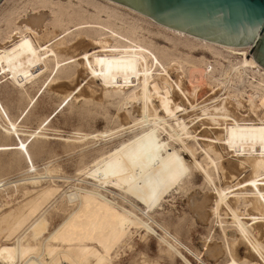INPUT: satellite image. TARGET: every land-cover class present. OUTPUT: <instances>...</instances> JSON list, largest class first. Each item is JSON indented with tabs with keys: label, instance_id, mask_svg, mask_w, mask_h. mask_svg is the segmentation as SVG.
I'll return each instance as SVG.
<instances>
[{
	"label": "bare ground",
	"instance_id": "1",
	"mask_svg": "<svg viewBox=\"0 0 264 264\" xmlns=\"http://www.w3.org/2000/svg\"><path fill=\"white\" fill-rule=\"evenodd\" d=\"M77 1L79 4H76L74 0H65L64 4L58 1L54 4L52 0H40L36 4L39 7L35 8L39 10L24 14L18 19L16 27L10 30L7 37L5 36V41L9 43V46L6 47L5 42L0 46V75L6 74L11 82L13 81L21 88L26 83L31 84L30 82L45 73L49 69V63L53 64L52 74L83 68L94 81L100 82L107 95L115 96L121 102L128 101L133 104L135 102L132 101H137L143 106L144 111L147 109V114L141 115L140 122L148 124L150 128L108 155L96 159L97 162L88 172L95 181L91 184L93 189H77L76 193L66 196L67 198L70 196L68 199L70 203L78 201V207L70 213L71 215L69 214V218L67 217L48 234L40 247L26 243L31 229L47 212L39 213L40 215L31 221V216L38 214L41 207L36 208L17 229L12 231L13 243L0 247V264H68L69 261L68 263L58 262L53 254L58 252L63 255L71 250V253L76 252V255L85 251L91 257L93 255V259L97 258V261H100L102 257L98 255L97 250L93 246L83 245L82 242L96 240L99 235L103 234L104 236L100 238L114 237L113 241H118L127 236L133 228L142 229L147 235L155 236L161 246L167 248L175 257H179L182 263L190 264L178 249L181 243L147 215V212L160 205L163 196L169 192L170 186L173 191L174 188L181 186L186 164L182 153L189 151L192 155L195 154L189 147V141H193L201 149V161L192 162L206 181L212 182L215 172H221L224 176L229 175L228 178L233 175L231 182L234 176L239 177L243 173L248 175L244 178L240 176L243 181L235 186L230 183V186L225 185L226 187L222 186L223 188L215 187L214 197H212L214 207L209 208H214L212 210L214 216L218 215L220 210L226 214H222L223 217L229 216L230 219L227 217L229 224L226 228L228 233L224 231V237L225 239L230 238L233 242L231 252L237 255L234 244L239 241L242 244L240 246L243 247L244 242L251 248L250 252L257 255L256 257L264 264V243L262 241L264 239V68L249 55L250 48L226 47L198 39L161 26L146 16L110 0ZM47 4L53 5L54 8L49 7L51 9L45 10ZM83 4L93 6L95 14L90 13L87 7L86 10L83 9ZM128 18L132 21H128ZM139 23L154 27L156 34L171 38L172 51L166 48L161 49L151 39L146 38L143 34L145 29L139 27ZM48 27L52 29V33L46 38L47 40L44 39L45 42L44 40L43 43L39 42L42 39L40 33L47 32ZM59 30L61 32L57 33ZM72 42L83 52L78 54V51L76 57L61 59V52L69 49ZM182 43L206 48L216 56L222 57L220 54H225L230 57L231 60L228 59L227 62L231 66L232 76L240 80L247 74H251L252 79H256L255 92L248 95L243 92L239 95H230L227 91L228 94L219 98L208 97L211 94L208 93L206 98L202 99L206 91L215 90L216 85L213 86V83L219 80L212 75L211 66L203 64L205 61L196 62L178 58L173 50ZM88 47L91 48L90 51L86 50ZM247 56L249 57L246 59ZM72 93L71 95H74ZM69 98L71 97H65L63 102ZM31 102L34 103L33 100ZM244 105H248L249 110L243 114L240 108L244 109ZM158 108L163 113L162 117L157 115ZM187 110L189 115H180ZM27 111H29V106L19 119L23 118ZM0 115L7 122L5 133L12 134L17 139L14 146H0V152L9 150L20 152L27 163V172L35 173L36 169L32 164L28 146L39 135V130L23 141L19 138L16 123L10 120L1 103ZM52 117L53 115L47 117L39 129L48 126ZM167 120H172V125H166ZM156 124L159 126L155 127ZM198 128H201L200 132ZM162 133L167 136L166 141L162 139ZM183 140H187L188 143L180 145ZM178 143L180 146L177 148ZM219 149L223 150L222 154L226 151L232 152L235 159L223 161V163L222 155L217 151ZM39 178L32 177L28 180L36 181ZM15 183L17 184V182H10L9 185L0 184V188H4L5 185L13 186ZM19 183H21L20 180ZM107 185H110V188L114 186L116 189H121L120 192L133 194L145 205L146 211H142L128 200L127 203H130L131 210L118 206L115 203L117 200H109L115 191L106 190ZM100 190L111 194V198L107 199L100 193ZM55 191L59 192V189H49L40 195L45 200L57 201L54 199ZM195 194L190 201L192 213L205 219L206 213L202 211V204L206 205L210 202L211 197L208 200L205 195H203L204 198ZM122 195L120 194V198L125 200ZM218 216L219 219L221 216ZM154 228L160 229L163 235L158 234ZM108 241L109 239L106 243ZM93 244L97 247L103 245L102 242ZM113 244L115 243L111 242L109 246ZM218 246L204 248L205 256L214 258L219 255L222 251L220 252L221 248ZM41 249L45 251L44 261L37 254ZM250 252L249 257L256 259ZM248 254L245 255L247 258ZM234 259H230L231 264H254L253 262L239 263Z\"/></svg>",
	"mask_w": 264,
	"mask_h": 264
},
{
	"label": "rangeland",
	"instance_id": "2",
	"mask_svg": "<svg viewBox=\"0 0 264 264\" xmlns=\"http://www.w3.org/2000/svg\"><path fill=\"white\" fill-rule=\"evenodd\" d=\"M39 1L40 0H2L0 3V46L3 45L4 42L6 47L9 46V43L5 41V36L7 37L10 30L16 27L17 20L24 14L39 10L35 9L39 7L36 5ZM52 1L54 4H57L58 1H62L63 4L65 3V0ZM74 1L76 4H79L77 0ZM47 6L45 10L54 8V6L50 4H47ZM82 7L83 9L87 7L86 9L90 13L95 14V8H93V6H86L83 4ZM128 21L132 20L128 18ZM138 26L145 29L143 32L144 36L151 39L159 48H166L172 51L171 38H165L163 35L156 34L157 31L154 27L142 23H139ZM60 32V30L57 31V33ZM51 33L52 29L48 27L47 32L44 31L42 34L40 33V38L42 39H37L39 42L43 43V40H47L46 38L50 36L49 34ZM73 42L71 43L73 47L70 45L69 49H65V51L63 50L61 52V59L76 57L83 52L81 48V51L79 48H76ZM88 48L86 50L90 51L91 48ZM72 49L74 50L72 51ZM173 51L178 58H186L187 60L190 59L196 62L205 61L203 64H208V66H211L213 69L212 75L217 78L219 82L213 83V86L216 85V87H214L215 90L213 89V92L206 91L202 99L206 98L208 93H211L208 97L214 96L219 98L222 96L224 97L227 91L230 95H239L242 92L248 95L254 93L256 90V79H252L251 74H247L240 80L232 76L233 72H231V66L227 62L230 57L225 54H220L222 57L216 56L206 48L186 43L178 44ZM62 54L66 56L64 57ZM219 64L221 66H219ZM48 66L49 69L43 73L44 75H40L36 80L30 82L31 84L26 83L21 88L16 86L13 81L11 82L6 74L0 75V103L4 109H6L10 120L16 123L15 125L19 138L24 141L35 131L39 130V135H37L28 146L32 164L36 169L35 173L27 172V163L20 152L15 150L0 152V184L17 182V184L15 183V185H13L14 187L12 185V187L8 186V184L5 185L4 188H0V247L11 245L13 243L12 231L17 229L36 208L41 207L38 214L31 216V221L35 220L42 212H47L31 229L26 240L28 245H37L40 247L48 234L66 220L67 217L69 218L71 215L70 213H73L78 207V201H71V203L73 202L71 204L69 202L70 200H68L70 196L68 198L66 196L76 193L77 189H93L91 184H94L95 181L88 172L93 168L95 162H97L99 158L101 159L119 148L122 144L134 140L136 137L140 136L143 131H147L150 128L148 124L140 122L141 115L144 113L147 114V109L144 111L143 106L140 105L139 102V104L137 101H132L135 102L133 104L128 103V101H124V103L119 101L115 96L107 95L102 89L100 82L98 80L94 81L83 68L79 67L78 69H74V71L69 69V71L66 70L63 73L59 72L52 74L53 64L49 63ZM88 77L90 79H88ZM256 78L258 79L257 75ZM77 88H79V90H77ZM71 93L74 95H71ZM68 96L71 97L67 99L69 101L66 100L67 102H63L65 97ZM32 100L34 103L31 102ZM198 102H200V100ZM30 103L32 104L30 105ZM40 104L42 106H40ZM126 104L129 107L125 106ZM28 106L29 111H27L23 118L19 119ZM244 106V109L240 108L243 114L249 110L247 108L249 107L248 105ZM157 110V115L162 117L163 113L161 110L159 108ZM260 110L261 113H263V110ZM260 110L258 111L259 113ZM188 113L189 111L187 110L180 113V115L186 116L189 115ZM51 115H53V117L49 125L39 129L42 122ZM165 124L172 125V120H167ZM157 126H159V124H156L155 127ZM6 127L7 122L0 115V146H14L17 143V139L12 134L8 135L5 133ZM197 130L200 132L201 128ZM161 137L166 141L167 136L165 133H162ZM186 142L188 143L187 140H183L180 145H186ZM180 145L178 143L176 147L178 148ZM189 147L193 154H195L192 155L187 149L188 153H182V157L186 161V164L184 165L185 175L182 177L181 186L174 188V191L170 186L169 192L163 196L160 205L150 211L148 210L149 212H147V215L166 230L170 236L177 239V241L181 243V246L183 245V248L179 246L178 249L183 256L185 255L184 257L190 264H229V262L231 264L233 258L239 263L253 262L254 264H263V261L256 257L257 255L255 256L252 251L250 252L251 248L244 242L243 247L240 246L242 244L239 241L234 244L238 258L237 255L231 252L233 246L231 243L233 242L230 238L227 237L225 239L224 237V231L228 233L226 228L228 227L227 225L229 224L230 218L229 216L223 217L222 214L225 213L222 210L219 211V216L215 215V217L212 213L214 208H209L214 207V202H212L214 198L212 197H214L215 187L223 188L230 183H232L230 185L235 186L237 183L243 181L244 176L247 177L248 175L246 176V174L243 173L239 175V177L234 176V180L231 182L230 180H232L233 175L228 178L229 175L224 176L221 172H215V175L212 177L213 181L208 182L192 162L195 160L201 161L202 152L200 147L195 145L193 141H189ZM217 151L222 155V162L235 159L234 154L230 151H226V153L229 152L227 154L229 157L226 153L222 154L223 150L219 149ZM221 174L224 177L223 179L225 181L227 180L226 182L222 179ZM240 176L243 178H240ZM32 177L40 178L36 181L28 180ZM19 180L21 183H19ZM206 182L208 183L206 184ZM208 184L211 185L208 186ZM107 186L109 188H107ZM107 186L106 190L109 189L110 192L115 191L113 197L108 192L106 193L105 190H100V193L106 196L107 199L112 196L109 200H117L118 203L117 201L115 203L118 204V206L131 210L130 203H132L142 209V211H146L145 205L136 199L133 194H126L124 191L120 192L122 190L116 189L114 186H111L112 188H110V185ZM49 189H59V192L55 191V193H57H54V199H57V201L45 200V198L40 195ZM195 193L201 196L205 195L208 200L211 197L209 200L210 202L206 205L202 204V211L206 213L205 219L204 217L192 213L193 209L192 206H190V201L192 200L191 197L196 195ZM120 194H123L122 196L125 200L120 198ZM205 196L203 197L205 198ZM121 199H123V201H121ZM127 200L130 203H127ZM139 216L141 215L139 214ZM217 216L221 217L218 219ZM154 229L158 234L163 235L160 229ZM102 236H104V234L99 235L96 240L82 242L83 245L89 247L93 246L97 250L98 255L102 257L100 261H97V258L93 259L94 256L92 255L91 257V255L85 253V251L78 253L80 256H77L78 254L76 255V252L71 253L72 250L63 255L58 252L53 255L56 256L58 262L69 261V263L67 262L68 264H186L182 263L183 261H181L179 257L172 255L167 248L161 246L155 236L147 235L142 229L133 228L127 236L118 241H113L114 237L100 238ZM107 239H109V241L106 243ZM262 241L264 243V239H262ZM100 242H102L103 245H99V247L93 244H99ZM111 242L115 244L109 246ZM212 243H214V245ZM212 246L221 248L220 252H222L216 256L217 258L205 256L204 248ZM249 252L252 253L256 259L249 257ZM37 254L40 256L41 260L44 261L46 258L45 251L43 252L41 249ZM247 254L248 258L251 259L246 257Z\"/></svg>",
	"mask_w": 264,
	"mask_h": 264
},
{
	"label": "water",
	"instance_id": "3",
	"mask_svg": "<svg viewBox=\"0 0 264 264\" xmlns=\"http://www.w3.org/2000/svg\"><path fill=\"white\" fill-rule=\"evenodd\" d=\"M110 1L161 26L210 43L232 48L249 47V55L264 68V0Z\"/></svg>",
	"mask_w": 264,
	"mask_h": 264
}]
</instances>
